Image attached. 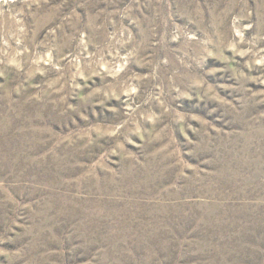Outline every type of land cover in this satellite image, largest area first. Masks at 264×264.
Masks as SVG:
<instances>
[{"label":"rangeland","instance_id":"1","mask_svg":"<svg viewBox=\"0 0 264 264\" xmlns=\"http://www.w3.org/2000/svg\"><path fill=\"white\" fill-rule=\"evenodd\" d=\"M0 264H264V0H0Z\"/></svg>","mask_w":264,"mask_h":264}]
</instances>
